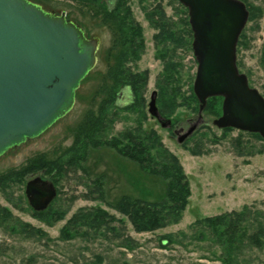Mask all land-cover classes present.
<instances>
[{
    "label": "rangeland",
    "instance_id": "rangeland-1",
    "mask_svg": "<svg viewBox=\"0 0 264 264\" xmlns=\"http://www.w3.org/2000/svg\"><path fill=\"white\" fill-rule=\"evenodd\" d=\"M102 1L110 9L116 5V0ZM249 3V19L237 45V65L247 75L250 86L264 96V0ZM42 6L56 14L65 13L85 29L89 38L99 39L97 63L78 88L68 114L39 136L0 156V173L20 167L32 170L0 189V206L11 215L10 221L0 224V264H222L217 257L221 247L195 222L245 206L264 214V140L258 133L214 125L222 110L218 112L217 102H210L195 131L184 142L178 141L200 114L193 90L198 63L188 8L179 0H126L130 11L127 23L139 29L141 37H136L138 48L125 67L146 76L144 103L135 110L128 108L134 102L132 92L128 86L120 89L106 137L121 136L126 131L157 137L164 149L177 157L190 183L188 203L179 222L139 233L108 203L124 194L157 199L163 194L164 183L115 149L91 147L81 163L83 169L71 168L55 178L52 173L39 168L33 171L31 167L37 155L54 159L73 145L74 133L86 110L91 106L97 109L100 103L98 92L108 71V54L112 53L113 62L125 45V33L103 25L95 9L87 13L82 5L66 0H50ZM170 76L174 80L169 78L168 90L162 91ZM154 91L158 116L149 107ZM37 176L55 182L57 189L47 215L37 214L25 193L27 181ZM96 206L120 219L113 223L116 231L101 228L100 232L90 230L89 236L61 238L62 228L76 213ZM23 225L41 233L29 236L22 232ZM167 236L170 240L163 239ZM250 248L241 256V262L264 264V249Z\"/></svg>",
    "mask_w": 264,
    "mask_h": 264
},
{
    "label": "water",
    "instance_id": "water-1",
    "mask_svg": "<svg viewBox=\"0 0 264 264\" xmlns=\"http://www.w3.org/2000/svg\"><path fill=\"white\" fill-rule=\"evenodd\" d=\"M188 8L192 48L198 67L193 85L199 119L178 138L197 128L209 98L223 97L213 123L258 133L264 140V96L250 86L237 65V45L249 19L242 0H179ZM99 39L32 0H0V156L42 134L74 106L76 92L97 63ZM150 112L158 116L156 92ZM31 207L43 211L57 196L41 176L27 181Z\"/></svg>",
    "mask_w": 264,
    "mask_h": 264
},
{
    "label": "trees",
    "instance_id": "trees-1",
    "mask_svg": "<svg viewBox=\"0 0 264 264\" xmlns=\"http://www.w3.org/2000/svg\"><path fill=\"white\" fill-rule=\"evenodd\" d=\"M32 1L42 5V2L50 0ZM66 1L82 5L87 13L94 11L91 9H95V16H101L103 25L108 26L114 32L118 30L125 33L123 41L125 45L117 51L113 62H110L112 53L108 54L107 59L110 62H108V71L103 76L98 92V95L102 96L100 103L97 109H93L91 106L86 110L82 122L74 133L73 145L66 148L54 159H49L44 154L37 155L32 160L35 162L31 166L33 171L39 168L48 174L52 173L54 178L59 177L71 168L80 167L83 169L81 163L87 157L91 147H111L121 156L136 162L148 175L158 178L164 183V189L162 196L157 199L124 194L119 200L108 203V205L127 217L136 232L139 233L154 232L170 223L179 222L188 203L190 183L177 157L164 149L157 137L148 133L145 135L146 132L137 134L126 131L121 136H114L109 139L106 137V133L114 121V114L111 110L115 106L120 89L128 86L132 92L134 102L128 105V108L135 110L139 106L142 107L144 103L142 88L146 83V76L132 73L125 67L127 59L138 48L136 37H141L140 30L127 23L130 21V11L126 7V0H116V5L112 9L102 0ZM242 1L249 7V0ZM240 39L238 44H240ZM140 42L143 43L142 39ZM169 78L174 80L173 76L165 79V86L161 87L162 91L168 90ZM222 100L221 96H214L208 99L207 104L217 102V110L220 112ZM29 171L25 167H20L0 173V189L7 187L16 177L24 178ZM47 209L36 211V213L47 215L49 212ZM10 217L8 209L0 206V224L10 221ZM118 220L120 221L116 216L98 206L81 210L62 228L61 238L70 240L75 236H89L90 230L100 232L101 228L114 232L116 228L113 223ZM195 224L201 227L204 234L209 235L208 237L213 243L221 247L217 257L222 264H243L241 256L248 248L264 249V214L251 206H245L239 211L199 218ZM23 226L25 229L22 232L29 236H36L41 233V230L32 226ZM168 238L170 237L167 236L163 239ZM127 241L129 242L130 239Z\"/></svg>",
    "mask_w": 264,
    "mask_h": 264
}]
</instances>
